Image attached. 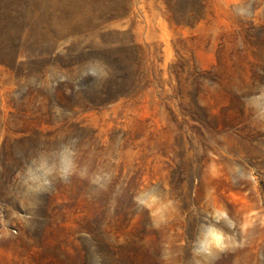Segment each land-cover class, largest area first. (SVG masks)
Here are the masks:
<instances>
[{"label":"rangeland","instance_id":"obj_1","mask_svg":"<svg viewBox=\"0 0 264 264\" xmlns=\"http://www.w3.org/2000/svg\"><path fill=\"white\" fill-rule=\"evenodd\" d=\"M0 1V264H264V0Z\"/></svg>","mask_w":264,"mask_h":264},{"label":"clouds","instance_id":"obj_2","mask_svg":"<svg viewBox=\"0 0 264 264\" xmlns=\"http://www.w3.org/2000/svg\"><path fill=\"white\" fill-rule=\"evenodd\" d=\"M158 199L155 196H149L148 200L153 201ZM148 201H144L147 205ZM223 215V214H221ZM202 238L199 240L198 251L207 255H212L214 252H223L228 247V235L215 224L208 223L202 226Z\"/></svg>","mask_w":264,"mask_h":264},{"label":"trees","instance_id":"obj_3","mask_svg":"<svg viewBox=\"0 0 264 264\" xmlns=\"http://www.w3.org/2000/svg\"><path fill=\"white\" fill-rule=\"evenodd\" d=\"M2 4H1V1H0V6H1Z\"/></svg>","mask_w":264,"mask_h":264}]
</instances>
